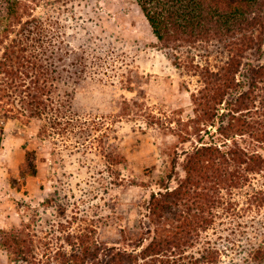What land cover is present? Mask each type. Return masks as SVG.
<instances>
[{"label": "rangeland", "instance_id": "rangeland-1", "mask_svg": "<svg viewBox=\"0 0 264 264\" xmlns=\"http://www.w3.org/2000/svg\"><path fill=\"white\" fill-rule=\"evenodd\" d=\"M25 2L24 19H42L45 40L57 46L86 48L94 72L61 85L70 108L59 124H48L45 141L32 139L37 125L9 118L0 126V264H60L61 253L79 251L78 236L128 250L140 238L148 244L151 194L177 185L185 153L201 138L222 143L216 126L198 132L201 125L189 122L199 75L174 64L136 0ZM32 150L35 176L25 163ZM224 228L217 225L227 235ZM6 233L20 244L6 245Z\"/></svg>", "mask_w": 264, "mask_h": 264}, {"label": "trees", "instance_id": "trees-1", "mask_svg": "<svg viewBox=\"0 0 264 264\" xmlns=\"http://www.w3.org/2000/svg\"><path fill=\"white\" fill-rule=\"evenodd\" d=\"M136 1L174 64L202 81L189 122L201 125L198 132L216 126L222 143L201 138L185 153L177 185L151 194L148 244L140 238L128 250L78 236L79 251L61 253L60 264H264V181L257 178H264V0ZM28 8L25 0H0V126L9 118L37 125L32 139L45 141L48 124H59L70 108L61 85L79 84L93 68L86 48L45 40V22L24 19ZM25 160L37 175L35 150ZM177 163L178 155L174 173ZM4 240L20 244L15 234Z\"/></svg>", "mask_w": 264, "mask_h": 264}]
</instances>
